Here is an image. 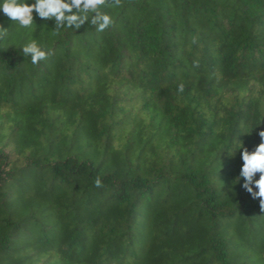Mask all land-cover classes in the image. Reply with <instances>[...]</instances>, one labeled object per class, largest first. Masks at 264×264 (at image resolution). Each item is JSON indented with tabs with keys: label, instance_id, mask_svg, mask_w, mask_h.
<instances>
[{
	"label": "trees",
	"instance_id": "trees-1",
	"mask_svg": "<svg viewBox=\"0 0 264 264\" xmlns=\"http://www.w3.org/2000/svg\"><path fill=\"white\" fill-rule=\"evenodd\" d=\"M102 8V33L0 14V264H264L235 180V137L264 128V0Z\"/></svg>",
	"mask_w": 264,
	"mask_h": 264
},
{
	"label": "clouds",
	"instance_id": "clouds-1",
	"mask_svg": "<svg viewBox=\"0 0 264 264\" xmlns=\"http://www.w3.org/2000/svg\"><path fill=\"white\" fill-rule=\"evenodd\" d=\"M106 2L107 0H0V14L10 22L14 21L20 28L37 26L36 21L40 20L51 21V28L47 23H41L39 27L54 32L67 28L77 31L81 26L87 25L92 26L95 32L102 33L114 22L113 16L102 8ZM118 3L119 0H113V5ZM7 31L8 26H0V38H3ZM19 53L35 65L51 55V49L46 50L37 40L29 39L20 45ZM183 87L182 83L178 84L177 90L182 91ZM256 135L259 142L251 149L239 140L238 136L235 137L238 141L235 144V154L239 152L241 161L235 180L251 199L259 198V206L264 210V128L258 129ZM96 183H99V180Z\"/></svg>",
	"mask_w": 264,
	"mask_h": 264
}]
</instances>
